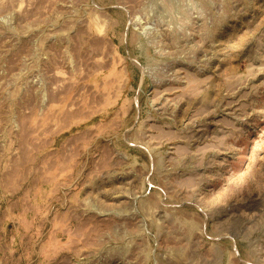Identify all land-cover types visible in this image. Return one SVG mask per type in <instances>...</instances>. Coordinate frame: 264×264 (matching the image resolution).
I'll return each instance as SVG.
<instances>
[{"label": "rangeland", "instance_id": "1", "mask_svg": "<svg viewBox=\"0 0 264 264\" xmlns=\"http://www.w3.org/2000/svg\"><path fill=\"white\" fill-rule=\"evenodd\" d=\"M0 264H264V0H0Z\"/></svg>", "mask_w": 264, "mask_h": 264}]
</instances>
